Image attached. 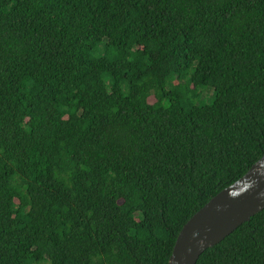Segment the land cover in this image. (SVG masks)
I'll use <instances>...</instances> for the list:
<instances>
[{"label": "trees", "instance_id": "trees-1", "mask_svg": "<svg viewBox=\"0 0 264 264\" xmlns=\"http://www.w3.org/2000/svg\"><path fill=\"white\" fill-rule=\"evenodd\" d=\"M263 154L264 0H0V264H168ZM196 264H264V207Z\"/></svg>", "mask_w": 264, "mask_h": 264}, {"label": "water", "instance_id": "water-1", "mask_svg": "<svg viewBox=\"0 0 264 264\" xmlns=\"http://www.w3.org/2000/svg\"><path fill=\"white\" fill-rule=\"evenodd\" d=\"M263 207L264 154L184 223L168 264H196L205 249L220 242Z\"/></svg>", "mask_w": 264, "mask_h": 264}, {"label": "rangeland", "instance_id": "rangeland-1", "mask_svg": "<svg viewBox=\"0 0 264 264\" xmlns=\"http://www.w3.org/2000/svg\"><path fill=\"white\" fill-rule=\"evenodd\" d=\"M204 97H200L197 102H201V103H208L210 102V98L209 96H211V90L210 89H206L204 90V93H203Z\"/></svg>", "mask_w": 264, "mask_h": 264}]
</instances>
